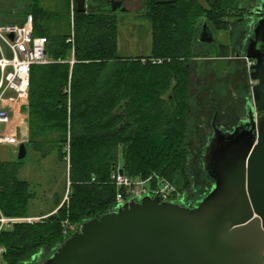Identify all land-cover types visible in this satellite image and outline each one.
<instances>
[{
	"label": "trees",
	"instance_id": "obj_1",
	"mask_svg": "<svg viewBox=\"0 0 264 264\" xmlns=\"http://www.w3.org/2000/svg\"><path fill=\"white\" fill-rule=\"evenodd\" d=\"M74 1L72 52L70 0H0V25L30 18L34 35L47 40L52 62L30 69L25 147L39 163L55 152L56 182L63 164L69 183L67 202L61 203L59 185L49 188L43 195L52 208H36L39 219L0 230L2 264L46 259L68 238L62 221L81 224L112 212L111 176L118 168L132 178H163L188 197L197 191L191 138L198 99L203 78L220 66L210 59L219 57L214 47L200 43L198 34L203 25L213 34H238L254 0H144L147 57L118 56L117 16L79 13ZM24 167V160H0L4 218L33 217L37 197L19 178Z\"/></svg>",
	"mask_w": 264,
	"mask_h": 264
},
{
	"label": "water",
	"instance_id": "obj_2",
	"mask_svg": "<svg viewBox=\"0 0 264 264\" xmlns=\"http://www.w3.org/2000/svg\"><path fill=\"white\" fill-rule=\"evenodd\" d=\"M96 1L88 0L87 11L98 6ZM76 8L85 12V0H77ZM97 10L129 14L114 0L91 11ZM259 11L263 17L243 55L254 62L248 77L256 82L250 94L257 114L228 131L214 129L203 157L212 185L201 201L187 207L158 197L130 199L83 222L81 232L66 238L41 264H264V0ZM199 42H215L205 25ZM26 155L20 144L17 160Z\"/></svg>",
	"mask_w": 264,
	"mask_h": 264
},
{
	"label": "rangeland",
	"instance_id": "obj_3",
	"mask_svg": "<svg viewBox=\"0 0 264 264\" xmlns=\"http://www.w3.org/2000/svg\"><path fill=\"white\" fill-rule=\"evenodd\" d=\"M127 1V7L131 8L133 12H136V10L145 7V3L142 0ZM116 18L118 56H149L151 47L150 25L145 19L144 13L139 15H118ZM232 21L235 22L237 20L234 19ZM242 28L246 31L245 26H241L238 31H240ZM213 36L219 43L227 45V49L221 52L218 51L217 55H219V57H217L218 60H215V62L220 64L219 69H213L209 75H206L203 78L200 98L198 99V128L196 133H193V136L191 138L193 142V156L196 161V171L198 176L196 196L203 194V191L205 189L209 191L211 188L210 179L204 171L202 158L203 147L207 142V137L212 134L210 123L213 113L217 111L218 121L223 125L226 124L231 126L234 122V116L238 107H241L240 101L243 95L238 92L239 77L243 74V77H245V81L249 84V70L247 65H245L242 61L236 60L234 58V52L236 49L233 44L240 42L235 40L236 35L231 36L228 32H214ZM245 47H242V49L240 50V54L244 55ZM229 58L231 62L230 64H228ZM250 92L251 90L249 89V93ZM249 98L251 100V94ZM55 156L56 154L55 152H53L48 156L46 160L39 163L36 162L33 155L28 152L26 157L23 159L25 167L19 173V178L28 181L31 191L37 197V200L32 202V206H34L33 212L36 208L43 209L44 211L45 209H50V207L52 208L51 199L48 200V197H45L43 195V192L48 191L49 188H57L58 185L60 193L62 194L61 203H63V198L68 186V166H65L63 164L57 165L60 170H58L59 176L57 177V182L59 184H56V175L52 172L55 167ZM15 158L16 154L12 148L7 145L0 146V160H12ZM201 199L202 198L198 199V203L201 201ZM188 201V196L184 195V200L182 201V203L185 204ZM48 215L49 214H47L46 216ZM30 218L34 220L39 219L36 216Z\"/></svg>",
	"mask_w": 264,
	"mask_h": 264
},
{
	"label": "built area",
	"instance_id": "obj_4",
	"mask_svg": "<svg viewBox=\"0 0 264 264\" xmlns=\"http://www.w3.org/2000/svg\"><path fill=\"white\" fill-rule=\"evenodd\" d=\"M85 0V12L87 11ZM75 1L70 0V31L66 43L71 45L73 52L74 30L73 17ZM13 38L10 39L9 35ZM47 40L34 35L31 19L23 24L0 25V146L7 145L17 155L18 146L28 139V93L30 69L35 65H45L52 62L46 52ZM247 65L251 61L245 59ZM73 61H70L72 64ZM250 90L256 82L249 79ZM69 159L66 157L68 165ZM119 169V168H118ZM117 169V170H118ZM117 170L111 176V183L117 192L112 211L130 199L145 196L158 197L160 202L183 205L184 194L173 184L158 177L132 178L126 174L120 176ZM69 186V183H68ZM68 186L63 202L68 200ZM34 219H7L0 216V230L8 229L18 222L31 223ZM82 224H71L67 220L61 222L62 234L70 237L81 232ZM3 249L0 247V258ZM0 264H2L0 262Z\"/></svg>",
	"mask_w": 264,
	"mask_h": 264
},
{
	"label": "flooded vegetation",
	"instance_id": "obj_5",
	"mask_svg": "<svg viewBox=\"0 0 264 264\" xmlns=\"http://www.w3.org/2000/svg\"><path fill=\"white\" fill-rule=\"evenodd\" d=\"M110 1L111 0H99V1H96L98 2V6H92L90 10H93V9H100V8H103V7H108L110 6ZM116 2H119L121 4V7L125 9V11H127L129 14H132V15H135V14H143L144 12V8H140L138 10H136V12H133L131 10V8L127 7L128 5V1L127 0H114ZM144 2V0H142ZM169 4V3H167ZM260 6H261V0H254L253 3L247 7V16L244 18L245 22L243 23V27L245 26L246 27V31L243 30V28L238 32V34H236L235 36V40L237 41H240L239 43H235L233 44L234 47H235V52H234V58L236 60H240L242 61L245 65H247V61L245 60L244 56L242 54H240V50L242 49V47L246 46L247 44V40L250 39L252 37V30L254 28V25L256 24V22L263 17V15L261 13H259L260 11ZM202 32V29L199 31V34H198V39H199V36ZM210 32V31H209ZM212 33V32H211ZM213 35V33H212ZM214 37V36H213ZM215 39V38H214ZM203 44V43H202ZM206 45H211L214 47L215 51L218 53V51H225L227 49V45H224V44H221L219 43L218 41H216L215 39V42L212 43V44H206ZM211 60H218V58H210ZM230 58L228 59V64H230ZM254 62L251 61V64L247 67H248V70H249V67L253 64ZM242 69V68H241ZM250 71V70H249ZM241 72V71H240ZM249 74V72H248ZM240 75V74H239ZM195 77V76H194ZM198 82V81H197ZM249 89H250V84H248V82L245 81V77H243V74L239 77V93L243 94L242 95V99H241V107H238L236 113H235V118H234V122L233 124L230 126V125H223L221 122L218 121V112L215 111L213 113V116H212V120H211V129H212V134L210 136L207 137V142L206 144L204 145L203 147V157H204V149L206 147V145L208 144L209 140L213 137V131L214 129H223L224 131H228L230 128H233L235 126H237L238 124L240 123H243L245 121L248 120V117L250 114L252 115H256L257 113L255 111L252 112V102L249 98L250 96V93H249ZM202 162H203V158H202ZM194 164L196 165V161L194 160ZM204 165V164H203ZM196 179H198V177L196 176L195 177ZM209 178V177H208ZM210 184L212 185V182L210 180ZM207 192V189H205L203 191V194H200L199 196H196V192L193 193L191 196H189V201L187 203H185L184 205L187 206V207H194L198 204V199L200 198H203V196L205 195V193ZM44 259H36V260H33V262H31V264H41V262L43 261Z\"/></svg>",
	"mask_w": 264,
	"mask_h": 264
},
{
	"label": "crops",
	"instance_id": "obj_6",
	"mask_svg": "<svg viewBox=\"0 0 264 264\" xmlns=\"http://www.w3.org/2000/svg\"><path fill=\"white\" fill-rule=\"evenodd\" d=\"M60 195H61V193H59ZM33 207V206H32ZM32 210V209H31ZM49 213V211H47V212H45V213H42V215H46V214H48ZM30 214H31V216H33V217H37V216H39V215H41V214H37V213H35V212H33V210H32V212H30Z\"/></svg>",
	"mask_w": 264,
	"mask_h": 264
}]
</instances>
